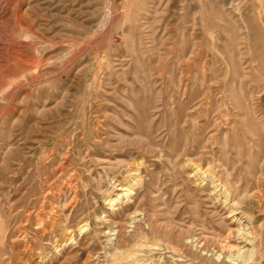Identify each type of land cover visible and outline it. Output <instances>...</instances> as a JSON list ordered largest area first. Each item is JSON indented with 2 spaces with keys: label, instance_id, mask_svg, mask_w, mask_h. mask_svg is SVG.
<instances>
[{
  "label": "rangeland",
  "instance_id": "obj_1",
  "mask_svg": "<svg viewBox=\"0 0 264 264\" xmlns=\"http://www.w3.org/2000/svg\"><path fill=\"white\" fill-rule=\"evenodd\" d=\"M0 264H264V0H0Z\"/></svg>",
  "mask_w": 264,
  "mask_h": 264
},
{
  "label": "bare ground",
  "instance_id": "obj_2",
  "mask_svg": "<svg viewBox=\"0 0 264 264\" xmlns=\"http://www.w3.org/2000/svg\"><path fill=\"white\" fill-rule=\"evenodd\" d=\"M229 250H230V249H229ZM229 250H228V251H229Z\"/></svg>",
  "mask_w": 264,
  "mask_h": 264
}]
</instances>
